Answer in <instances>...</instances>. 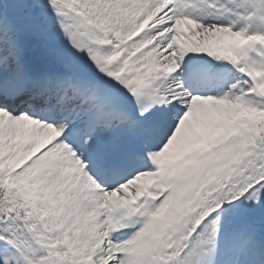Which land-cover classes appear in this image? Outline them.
I'll use <instances>...</instances> for the list:
<instances>
[{
	"label": "snow or ice",
	"instance_id": "snow-or-ice-1",
	"mask_svg": "<svg viewBox=\"0 0 264 264\" xmlns=\"http://www.w3.org/2000/svg\"><path fill=\"white\" fill-rule=\"evenodd\" d=\"M0 264H264V0H0Z\"/></svg>",
	"mask_w": 264,
	"mask_h": 264
}]
</instances>
